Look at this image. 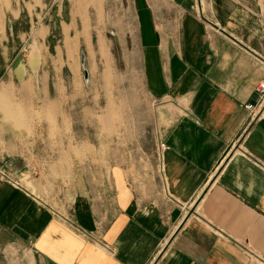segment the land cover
Here are the masks:
<instances>
[{
  "label": "crops",
  "instance_id": "1",
  "mask_svg": "<svg viewBox=\"0 0 264 264\" xmlns=\"http://www.w3.org/2000/svg\"><path fill=\"white\" fill-rule=\"evenodd\" d=\"M47 7L54 15L41 20ZM131 9L159 133L152 148L119 150L66 148L63 129L64 98L74 105L85 88L74 70L66 83V60L94 44L92 14L106 0L0 9V169L11 178L0 174V264H264V0H131ZM35 25L39 42L11 68V37ZM57 27L65 46H55L63 66L52 84L42 66ZM33 141L52 144L31 150ZM26 173L39 174L36 189Z\"/></svg>",
  "mask_w": 264,
  "mask_h": 264
},
{
  "label": "rangeland",
  "instance_id": "2",
  "mask_svg": "<svg viewBox=\"0 0 264 264\" xmlns=\"http://www.w3.org/2000/svg\"><path fill=\"white\" fill-rule=\"evenodd\" d=\"M10 2L11 0H0V9ZM51 15H54L53 9L47 7L44 9L41 20L48 21ZM64 16L66 17V14ZM91 23L94 44L89 47L83 45L76 48L77 61L66 60V83L69 82V70H74L85 84L84 91H81V98L76 104L72 105L68 98H64L68 108L63 129L71 135V139L65 141L66 148L72 147L73 143L76 146L81 143L83 147L87 141H91L97 149L102 150L106 148L131 149L139 144L145 147L149 145L152 148L153 140L159 133V126L157 115L140 76L139 52L131 0H106V11L104 13L94 12ZM19 31H26V27L17 30ZM32 31L31 36L19 38L14 35L11 37L10 51H8L12 55L11 68L15 64L12 61H16L20 54L24 58L31 52V42L34 38L36 42H39L36 25ZM47 45H50L49 59L44 61L45 65L42 69L45 72L51 70V81L55 84L56 70L63 66V62L57 63L54 58L56 57L55 46L61 45L63 48L65 46L58 27L52 30ZM66 48L70 55L74 52L69 44ZM0 51H4V48H0ZM86 71L89 74L88 78L85 77ZM90 89H92L91 93ZM52 95L56 97L55 92ZM89 107L92 110H89ZM56 131V124L51 125L50 132ZM39 132L40 129L36 126L28 130L30 137H36ZM73 134H75V141ZM28 144L31 150H33L32 146L42 150L45 145L52 144V142H26V145ZM37 177L39 178V174L36 173H26L21 176L23 182L34 189H36L35 179Z\"/></svg>",
  "mask_w": 264,
  "mask_h": 264
},
{
  "label": "built area",
  "instance_id": "3",
  "mask_svg": "<svg viewBox=\"0 0 264 264\" xmlns=\"http://www.w3.org/2000/svg\"><path fill=\"white\" fill-rule=\"evenodd\" d=\"M257 92L258 94L260 95V102H263L264 101V82L261 81L258 86H257ZM260 105V104H259ZM259 106H256V105H253V104H250L248 105V108L252 111V115L255 116L257 113V109H258ZM162 146H165L164 144ZM0 174L8 179L11 180V178L9 177V174L4 172V171H1L0 169ZM75 229L82 233L84 236H88V234H86L82 229H80L78 226H75Z\"/></svg>",
  "mask_w": 264,
  "mask_h": 264
},
{
  "label": "water",
  "instance_id": "4",
  "mask_svg": "<svg viewBox=\"0 0 264 264\" xmlns=\"http://www.w3.org/2000/svg\"><path fill=\"white\" fill-rule=\"evenodd\" d=\"M22 58H23V55L20 54V55L18 56V58L16 59V61H15V67H17V66L20 64ZM85 77H86V78L89 77V74H88L87 71H86V73H85Z\"/></svg>",
  "mask_w": 264,
  "mask_h": 264
}]
</instances>
